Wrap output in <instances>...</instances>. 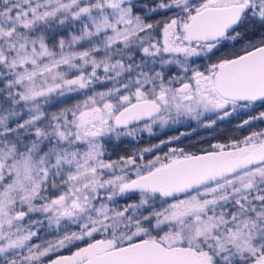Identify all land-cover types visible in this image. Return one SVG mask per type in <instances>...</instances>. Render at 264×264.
<instances>
[{"label": "snow or ice", "instance_id": "1", "mask_svg": "<svg viewBox=\"0 0 264 264\" xmlns=\"http://www.w3.org/2000/svg\"><path fill=\"white\" fill-rule=\"evenodd\" d=\"M258 124L264 0H0V264H264Z\"/></svg>", "mask_w": 264, "mask_h": 264}, {"label": "trees", "instance_id": "2", "mask_svg": "<svg viewBox=\"0 0 264 264\" xmlns=\"http://www.w3.org/2000/svg\"><path fill=\"white\" fill-rule=\"evenodd\" d=\"M255 126L264 127V124H258V125H255ZM181 130H184V129H181ZM172 134H174V133H172V132L168 133V135H172ZM212 135H215V134H212ZM207 136H209V133L204 132V131L201 130V131H198L196 135H193L190 140H184L183 143H185V144L191 143V142L196 141L198 138H204V137H207ZM161 138H163V137H161Z\"/></svg>", "mask_w": 264, "mask_h": 264}, {"label": "rangeland", "instance_id": "3", "mask_svg": "<svg viewBox=\"0 0 264 264\" xmlns=\"http://www.w3.org/2000/svg\"><path fill=\"white\" fill-rule=\"evenodd\" d=\"M183 131V130H182Z\"/></svg>", "mask_w": 264, "mask_h": 264}]
</instances>
